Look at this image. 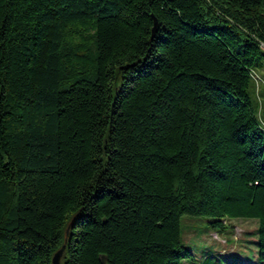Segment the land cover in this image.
<instances>
[{"label": "trees", "instance_id": "16d2710c", "mask_svg": "<svg viewBox=\"0 0 264 264\" xmlns=\"http://www.w3.org/2000/svg\"><path fill=\"white\" fill-rule=\"evenodd\" d=\"M262 44L264 0H0V264H181L185 216L264 260Z\"/></svg>", "mask_w": 264, "mask_h": 264}, {"label": "rangeland", "instance_id": "374dc122", "mask_svg": "<svg viewBox=\"0 0 264 264\" xmlns=\"http://www.w3.org/2000/svg\"><path fill=\"white\" fill-rule=\"evenodd\" d=\"M262 49L264 50V44ZM262 64L263 69L255 72L261 81L256 84L254 99L258 111L261 109L258 118L264 124V58ZM208 223L207 217H183L182 244L189 250L192 259L184 260L181 264H264V260L258 257L254 244L256 220L227 221L224 232L214 230Z\"/></svg>", "mask_w": 264, "mask_h": 264}, {"label": "water", "instance_id": "95a60500", "mask_svg": "<svg viewBox=\"0 0 264 264\" xmlns=\"http://www.w3.org/2000/svg\"><path fill=\"white\" fill-rule=\"evenodd\" d=\"M156 25H157V23H156V20L154 19L153 20V27H152V35L154 34V31L156 29ZM63 249H64V245L53 255L51 264H60V259L62 256ZM101 261L103 263L105 262L104 257L101 258Z\"/></svg>", "mask_w": 264, "mask_h": 264}, {"label": "built area", "instance_id": "2783aa9c", "mask_svg": "<svg viewBox=\"0 0 264 264\" xmlns=\"http://www.w3.org/2000/svg\"><path fill=\"white\" fill-rule=\"evenodd\" d=\"M252 75L255 81H261V79L256 75L255 72H252Z\"/></svg>", "mask_w": 264, "mask_h": 264}]
</instances>
